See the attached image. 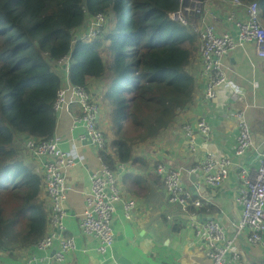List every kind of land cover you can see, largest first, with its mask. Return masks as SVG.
<instances>
[{"label": "trees", "instance_id": "1", "mask_svg": "<svg viewBox=\"0 0 264 264\" xmlns=\"http://www.w3.org/2000/svg\"><path fill=\"white\" fill-rule=\"evenodd\" d=\"M240 1L257 3L264 27V0ZM178 4L0 0V254L34 248L49 226L39 199L41 176L22 160L17 144L54 134L52 105L62 86L54 63L70 56V85L85 88L99 112L95 98L101 94L113 137L108 141L103 133L106 146L98 154L112 171L137 161L134 150L168 129L191 104L196 35L168 18ZM98 13L107 20L106 30L91 41L79 40Z\"/></svg>", "mask_w": 264, "mask_h": 264}, {"label": "crops", "instance_id": "2", "mask_svg": "<svg viewBox=\"0 0 264 264\" xmlns=\"http://www.w3.org/2000/svg\"><path fill=\"white\" fill-rule=\"evenodd\" d=\"M206 3L212 15L219 20L218 23L214 22L218 33L233 28L227 21L229 16L232 15L235 20L245 18L241 7L224 5L218 0H206ZM56 63L53 68L57 67ZM194 65L196 89L191 104L180 112L168 129L134 150L133 157L137 161L118 164L113 171L121 200H131L135 207L127 220L123 214L122 203L115 205L116 212L112 219L114 244L105 255L97 252L96 240L82 234L78 224L90 192L89 176L100 169L103 162L98 150L87 139L80 140L85 133L82 124L76 123L75 127L73 126V119L79 117L76 106L70 107L69 114L65 111L56 113L54 135L59 138L60 149L74 156L76 162L63 173L66 191L64 207L67 214L63 220L65 230L61 237H73L75 242V249L66 254L63 264H210L207 249L195 238L191 226L193 222H204L209 218L219 222L228 237L233 234L229 238L234 239V245L240 254V264H264L263 245L252 246L247 242L245 235L230 232L240 218V208L235 201L240 185L239 167L243 163L248 168L257 167L259 158L258 155H253L252 150L257 154L264 152V59L256 57L254 45L251 43H244L231 51L222 60L226 86L217 91L216 98L211 102L202 99L205 85L200 78L199 55H196ZM57 69L63 78V86L67 83L70 85L66 63ZM228 86L240 92L236 102L228 101ZM239 110L245 114L253 146L238 159L233 156V146L238 134L234 113ZM200 119H204L209 125L210 135L204 138L195 131V149L191 151L182 126L189 125L194 129ZM97 125L102 133L104 132L101 126L108 130V126H111L109 112H99ZM112 137L111 132L108 141ZM72 142L79 146L74 149ZM24 153L30 165L39 172L43 183L40 160L29 151ZM206 153L230 157L235 164L219 188H210L202 182L199 175L188 172V169L197 164ZM160 162L182 168L186 188L195 199L202 200L207 205L202 209L191 207V214L186 213L185 217H181L180 208L167 203L165 191L154 173V167ZM136 178H140V181ZM39 199L48 211L49 203L43 186ZM51 230V226H48L46 234ZM57 249L58 241L55 240L50 248L43 251L31 248L17 250L12 254L1 253L0 264H26V258L30 255L49 259Z\"/></svg>", "mask_w": 264, "mask_h": 264}, {"label": "built area", "instance_id": "3", "mask_svg": "<svg viewBox=\"0 0 264 264\" xmlns=\"http://www.w3.org/2000/svg\"><path fill=\"white\" fill-rule=\"evenodd\" d=\"M218 1L231 7H241L245 13L243 20H235L232 15L229 16L227 21L233 28L223 33L217 32L214 24L217 18L209 11L206 0H179L177 10L168 14V18L175 23L182 26L191 25L192 30L196 25L198 27L201 43L200 78L205 85L202 94L205 102L213 101L217 91L226 86L222 60L236 47L251 43L254 45L256 57L264 59V27L259 20L257 3L244 5L240 0ZM105 22L104 15L100 13L94 15L90 19L89 27L79 34L78 39L89 41L95 38L104 28ZM68 61L69 57H64L56 66L62 67L66 63L67 72ZM227 90L228 101L236 102L240 92L231 86H228ZM72 105L79 110V117L73 119V126L81 123L85 131L80 140L87 139L96 150H104L106 142L103 133L97 128L99 107L92 101L85 88L67 83L57 92L52 109L55 113L65 111L69 114ZM244 115L242 110L234 113L238 134L235 136L233 156L238 159L253 146ZM182 130L189 140L188 147L191 151L195 149L193 135L195 131L204 138L210 135V127L204 119L198 120L194 129L189 125H183ZM24 145L40 160L43 187L49 202L48 222L52 228L49 234L35 244L34 249L43 251L50 248L55 240L58 241V249L53 257L45 259L30 255L26 258V264H45V261L63 264L66 254L75 249L73 237H61L65 230L63 220L67 214L64 207L66 191L63 173L76 164L75 157L60 149L59 138L54 134L48 139H26ZM71 146L75 149L79 145L72 142ZM258 158L257 167L248 168L244 163L240 165V185L235 199L240 208V218L234 224L235 233L245 235L247 242L252 246H264V152L259 153ZM233 165L235 164L230 157L206 153L197 164L188 169V172L195 176L199 175L202 182L210 188H219L226 181ZM154 173L165 191L167 203L179 207L181 217H185L186 213L191 214L189 211L191 207L202 209L207 205L206 202L195 199L186 188L182 168L160 162L154 167ZM89 182L90 192L78 224L82 234L96 240L97 252L105 255L114 244L112 219L116 212L115 205L118 202L122 203L124 217L128 220L135 204L131 200H121L115 174L104 163L100 169L90 174ZM191 226L195 238L206 247L210 264H240V254L234 245V239L226 235L225 228L219 222L209 218L204 222H193Z\"/></svg>", "mask_w": 264, "mask_h": 264}, {"label": "rangeland", "instance_id": "4", "mask_svg": "<svg viewBox=\"0 0 264 264\" xmlns=\"http://www.w3.org/2000/svg\"><path fill=\"white\" fill-rule=\"evenodd\" d=\"M219 22V20L217 21V22H215V23H218ZM107 26V20H106V22H105V25H104V28L102 29L103 31H105L106 30V27ZM190 27H191V25H189ZM192 28V27H191ZM193 32H194V34L196 35V42H195V46L197 47V51H196V53H197V55H199L200 56V46H201V43H200V39H199V31H198V27H197V25L194 27V29L192 30ZM99 35H96V37H98ZM102 58H103V55H102ZM104 60V59H103ZM90 90V89H89ZM92 94H94V93H96V91H90ZM98 98H95V95L93 96L95 99H96V101L99 103L100 102V104H101V112H103L104 114H105V112H107L106 110H104L103 109V104H102V102H101V100H100V96H101V94L99 93V91H98ZM105 120H106V118H105ZM101 129H102V131L104 132V134L105 135H107V137H109V132H108V130H107V128L106 127H103V126H101ZM16 145V144H15ZM17 145H18V147H17ZM16 145V147L18 148V151L20 152V157L22 158V160H24L25 162H28L27 161V158L23 155V153L24 152H28V150L25 148V145H24V143L23 144H17ZM23 152V153H22ZM25 154V153H24ZM136 180L137 181H140V178H136ZM49 203V202H48Z\"/></svg>", "mask_w": 264, "mask_h": 264}, {"label": "clouds", "instance_id": "5", "mask_svg": "<svg viewBox=\"0 0 264 264\" xmlns=\"http://www.w3.org/2000/svg\"><path fill=\"white\" fill-rule=\"evenodd\" d=\"M242 3H243V2H242ZM243 4H244V3H243ZM244 5H245V4H244ZM83 32H84V31H82L80 34H82ZM95 38H96V37H95ZM95 38H93V39H95ZM93 39H91V40H93ZM91 40H89V41H91ZM81 41H84V40H81ZM86 42H87V41H86ZM68 57L70 58V56H68ZM69 61H70V60H69ZM69 61H68V62H69ZM56 68H60V67H56ZM68 68H69V63H68ZM67 71H68V69H67ZM66 74H67V73H66ZM67 80H68V78H67ZM61 81H62V86H61V88H62V87H63V78H62V77H61ZM61 88H60V89H61ZM60 89H59V90H60ZM59 90H58V91H59ZM28 139H29V138H28ZM25 140H26V139H24V142H25ZM37 140H38V139H37Z\"/></svg>", "mask_w": 264, "mask_h": 264}, {"label": "water", "instance_id": "6", "mask_svg": "<svg viewBox=\"0 0 264 264\" xmlns=\"http://www.w3.org/2000/svg\"><path fill=\"white\" fill-rule=\"evenodd\" d=\"M252 151L254 152L253 155H258L257 152H255L254 150H252ZM234 231H235L234 228L230 229V232H234ZM232 236H233V234L229 235V237H232ZM53 264H57V263L54 262Z\"/></svg>", "mask_w": 264, "mask_h": 264}]
</instances>
